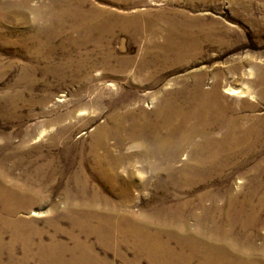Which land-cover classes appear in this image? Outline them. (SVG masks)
Instances as JSON below:
<instances>
[{
  "label": "rangeland",
  "instance_id": "1",
  "mask_svg": "<svg viewBox=\"0 0 264 264\" xmlns=\"http://www.w3.org/2000/svg\"><path fill=\"white\" fill-rule=\"evenodd\" d=\"M24 3L25 0H0V180L26 185L38 168L44 167V182L38 187L43 191V202L33 201L30 208L18 212V220L31 222L21 226L17 234L21 240L13 239L12 230L4 234L2 247H8L0 253V264H38L40 256L33 248L35 231L44 232V242L49 244L55 233L49 221L54 216L60 219L62 229L71 232L65 198L78 203L73 181L79 176H85L94 189H99V207L110 205L129 216L144 218L164 203L174 204L175 197L159 187L164 173L146 170L134 178L129 191L132 200L124 206V194L113 191L99 177L91 150L97 130L111 125L110 115L116 104L131 108L140 105L150 113L158 104L152 97L162 93H183L179 99L182 103L191 95L198 78L203 80L206 92L219 82L229 119H237L244 127L258 128L252 141L254 153L248 158L233 159L221 175L209 181L212 194L242 193L255 185L264 190V173H254L264 163V0ZM64 5L100 15L105 25L102 44L96 45L94 37L72 29L68 19L61 31L56 27L52 16ZM139 16L142 30L131 27L126 32L123 20ZM173 22L192 28L200 52L180 62L156 61L143 70L141 65L151 60L147 48L164 44ZM123 40L127 52L120 50ZM109 54L116 59L111 65L116 70L114 74L105 70L107 65L101 61ZM87 57L94 66L78 75L76 66ZM123 58L129 63L126 71L119 63ZM229 89L241 92L229 95ZM105 146L113 149L115 156L132 151L129 143L118 148L114 138L108 139ZM183 158L177 165L185 162ZM49 176L54 178L52 182H46ZM67 189L71 190L68 195ZM198 191H184L182 197H192ZM188 222L194 223L191 218ZM58 238L71 245L66 232ZM91 242L95 243V238ZM96 246L100 256L123 264L120 257ZM26 249L30 252L26 253ZM123 251L129 261L134 259L133 251ZM26 256L32 258L28 263Z\"/></svg>",
  "mask_w": 264,
  "mask_h": 264
},
{
  "label": "bare ground",
  "instance_id": "2",
  "mask_svg": "<svg viewBox=\"0 0 264 264\" xmlns=\"http://www.w3.org/2000/svg\"><path fill=\"white\" fill-rule=\"evenodd\" d=\"M74 7L64 5L58 9L52 16L56 27L61 31L68 19L72 29L91 35L96 45L102 44L105 25L100 15ZM140 18L123 20V29L126 32L131 27L142 30ZM169 26L165 43L147 48L146 54L151 60L144 62L142 69L160 60L180 62L200 52L191 27L183 28L177 22ZM120 50L127 52L125 40L121 41ZM114 60L112 54L101 60L107 65L104 69L112 74L116 73L111 66ZM119 63L121 70L126 71L128 61L123 58ZM92 66L90 58H83L76 66V73L79 75ZM202 86L203 80L198 78L191 95L184 97L182 103L179 99L183 93L152 97L158 104L150 113L140 105L131 108L116 104L110 115L111 125L101 126L94 136L91 153L97 173L113 191L124 194V206H129L132 200L129 191L134 178L144 175L146 170L152 174L164 173V182L159 187L173 195L175 203H164L144 218H136L110 205L99 207V189H94L85 176H79L73 181L78 203L65 198L68 208L64 213L70 219L71 232L61 228L56 216L49 221L55 231L49 244L44 242V232L35 231L33 248L40 256L38 264H114L100 256L96 245L120 257L123 264L144 261L149 264H264V190L255 185L242 193L212 194L208 187L209 181L221 175L233 159L248 158L254 153L252 141L258 128L244 127L237 119L228 118L219 82L208 92ZM229 90V95L241 92ZM110 138L117 141L118 148L131 144L132 151L115 156L113 149L105 148ZM180 157L185 162L177 165ZM44 169L38 168L36 176L26 185L16 186L0 180V253L8 247H2L4 234L12 230L13 239L21 240L22 237H17L21 226L31 222L18 220V212L30 208L33 201L43 202L40 199L43 191L38 187L44 182ZM254 173L262 175L264 163ZM52 179L49 176L46 182ZM191 190L198 192L189 198L182 197L184 191ZM70 191L67 189V195ZM190 218L193 225L188 222ZM63 232L69 235L71 245L58 238ZM91 238H95V243ZM123 249L133 251L134 259L129 261ZM31 259L26 256V263Z\"/></svg>",
  "mask_w": 264,
  "mask_h": 264
}]
</instances>
